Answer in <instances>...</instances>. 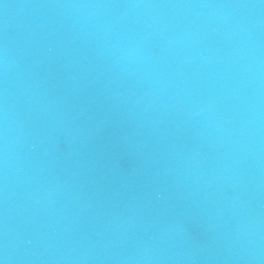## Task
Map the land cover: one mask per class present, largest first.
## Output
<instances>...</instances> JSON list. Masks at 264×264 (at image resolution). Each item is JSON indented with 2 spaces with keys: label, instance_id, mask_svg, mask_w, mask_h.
Listing matches in <instances>:
<instances>
[{
  "label": "water",
  "instance_id": "95a60500",
  "mask_svg": "<svg viewBox=\"0 0 264 264\" xmlns=\"http://www.w3.org/2000/svg\"><path fill=\"white\" fill-rule=\"evenodd\" d=\"M3 264H264V0H0Z\"/></svg>",
  "mask_w": 264,
  "mask_h": 264
},
{
  "label": "clouds",
  "instance_id": "9594fccd",
  "mask_svg": "<svg viewBox=\"0 0 264 264\" xmlns=\"http://www.w3.org/2000/svg\"><path fill=\"white\" fill-rule=\"evenodd\" d=\"M0 264H3V261H0Z\"/></svg>",
  "mask_w": 264,
  "mask_h": 264
}]
</instances>
